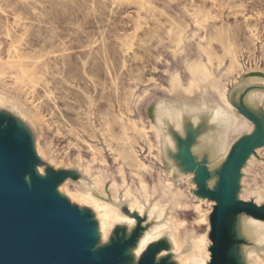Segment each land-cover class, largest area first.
I'll use <instances>...</instances> for the list:
<instances>
[{"label": "rangeland", "instance_id": "rangeland-1", "mask_svg": "<svg viewBox=\"0 0 264 264\" xmlns=\"http://www.w3.org/2000/svg\"><path fill=\"white\" fill-rule=\"evenodd\" d=\"M249 70L262 74L250 79ZM187 73L191 87L199 88L191 100L204 98L203 89L217 96L216 82L224 81L230 103L252 126L233 140L216 177L209 151L198 157L191 152L197 139L188 133L179 137L177 159L192 174L194 186L188 179L172 183L181 191L180 204L197 202L189 189L212 203L200 202L202 211L209 210L207 264H242L237 252L246 241L237 238L236 221L246 213L264 220V202L257 205L248 197L264 190V98L254 95L264 93V0H0V99L8 102L0 104V142L17 155L28 190L50 197L85 222L98 264L128 261L124 246L114 241L96 246L91 210L79 209L56 189L68 182L67 193L90 190L89 178L77 167L83 164L95 176L103 175L101 188L111 192L113 180L126 181L133 191L138 185L128 176L118 178L116 167L137 173L140 158L153 166L147 192L162 191L169 176L159 169L143 112L156 95L182 97L177 90L185 84L179 76ZM216 96L209 100L215 102ZM16 108L32 121L18 124ZM148 143L157 160L145 158ZM34 144L45 157L36 155ZM252 156L255 164L242 173ZM243 178L248 198L238 194ZM168 199L174 213L175 201ZM176 212L178 220L187 221L183 241L205 232V224L193 226L192 210ZM164 248L150 246L137 264H174L169 254L158 256Z\"/></svg>", "mask_w": 264, "mask_h": 264}, {"label": "bare ground", "instance_id": "bare-ground-1", "mask_svg": "<svg viewBox=\"0 0 264 264\" xmlns=\"http://www.w3.org/2000/svg\"><path fill=\"white\" fill-rule=\"evenodd\" d=\"M209 68L211 70L210 66ZM248 72L250 79L262 74L256 70H249ZM188 73L183 77L181 74L179 76V79L185 84L181 90H177L183 93L182 97L174 99L169 96L156 95L143 112L145 121L151 126L149 128L150 132L154 135L159 169L169 176V179L166 176L167 179L165 178L163 181L162 191L147 192L149 179L153 177V166L150 162L140 158L138 163L140 167L137 173L130 171L131 173L126 174L121 168L122 166L116 167L118 178L124 181L126 176H128L138 185L136 189L140 192V195H136V189L133 191L129 190L130 186L124 185L126 181L123 184H118L113 180L111 183L113 190L111 192L113 193L101 188L104 179L103 175L100 173L96 177L83 164H77L79 173L89 178L87 184L92 190L82 187L83 189H79L76 193H67L68 182L60 184L56 189L59 196L66 198L71 204L78 206L79 209L89 208L91 210L92 218L95 221L96 246L107 245L112 241L121 243L124 246V255L128 261L122 264H137L141 255L150 246L158 248L161 244H164L165 248L158 256L169 254L174 264H207L208 262L209 251L207 247L209 241L206 230L208 229L207 215L209 210L202 211L200 202L209 204L210 207L212 203L194 195L189 189L188 192L191 198L197 202L190 201L186 204H180L181 200L178 193H181V191L175 190L172 183L182 179H188L192 185L191 187L194 186V183L191 180L192 174L185 171L183 165L177 159V140L185 133H188L192 138H196L197 142L192 145L191 152L197 153L199 157L204 150H208L210 156L208 165L216 168L214 169V176L216 177V172L220 170V165L226 160L233 140L242 132L250 131L252 126L239 110L230 103L228 98L230 89L225 86L224 81L216 82L217 96L215 95L216 93L203 89L202 94L206 93L204 98L199 102L191 100L190 95L195 90H199V88L191 87V77H188ZM235 92L236 84L233 86L232 94ZM254 95L264 98L263 92H255ZM213 96H216L215 102L209 100ZM0 104L8 105V102L0 99ZM16 111L19 116L17 119L18 124L23 125L24 121H32L23 111L17 108ZM120 120L122 121V119ZM188 124L189 126H187ZM142 130L145 131L143 128ZM149 145L150 148L145 158L147 160H157L155 147L153 149L152 145ZM34 151L36 155L45 157L42 154L40 145L34 144ZM49 161L54 162L53 159H49ZM115 161L114 163H116ZM92 162L97 164L99 160L96 161L93 158ZM253 164H255V158L252 156L247 159V164L242 168V173L248 172ZM129 168L131 167L129 166ZM36 172L40 175L43 174L42 169L38 166L36 167ZM245 180V178L242 180L243 186L238 193L239 197H253L257 205L263 203L264 190L261 193L246 197L247 186L244 184ZM25 181L30 184L29 178L25 177ZM119 189L123 190L119 191ZM163 194L164 197H162ZM167 199L175 201L174 213L172 207L166 203ZM181 205L183 209L192 210L195 213L196 217L193 220L195 228H199L203 224L206 225L205 232L199 234L194 241H191L190 238L183 241L181 238V232L187 229V221L183 218L178 220L176 215V211L182 208ZM235 233L237 238H242L246 241L244 248H239L237 252L238 261L242 264H264V220L246 213L241 219L236 221Z\"/></svg>", "mask_w": 264, "mask_h": 264}, {"label": "water", "instance_id": "water-1", "mask_svg": "<svg viewBox=\"0 0 264 264\" xmlns=\"http://www.w3.org/2000/svg\"><path fill=\"white\" fill-rule=\"evenodd\" d=\"M27 186L17 155L0 142V264H98L85 222Z\"/></svg>", "mask_w": 264, "mask_h": 264}]
</instances>
